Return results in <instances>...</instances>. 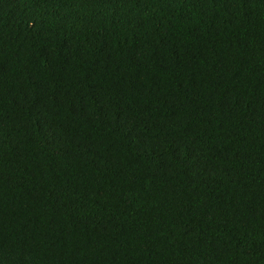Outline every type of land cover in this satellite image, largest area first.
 Segmentation results:
<instances>
[{
  "label": "trees",
  "instance_id": "trees-1",
  "mask_svg": "<svg viewBox=\"0 0 264 264\" xmlns=\"http://www.w3.org/2000/svg\"><path fill=\"white\" fill-rule=\"evenodd\" d=\"M0 264H264V0H0Z\"/></svg>",
  "mask_w": 264,
  "mask_h": 264
}]
</instances>
